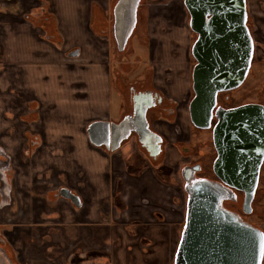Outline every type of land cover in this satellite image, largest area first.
I'll use <instances>...</instances> for the list:
<instances>
[{
  "label": "crops",
  "instance_id": "crops-1",
  "mask_svg": "<svg viewBox=\"0 0 264 264\" xmlns=\"http://www.w3.org/2000/svg\"><path fill=\"white\" fill-rule=\"evenodd\" d=\"M108 1L110 4L114 0ZM161 1L148 0L151 5H158ZM93 2L50 0L51 12L57 19L64 45L74 42L80 46L67 51L65 46L54 51L49 44L51 41L22 17L37 2H1L0 10L7 14L0 17V27L6 35L11 81L24 88L30 101L41 106L42 100L50 104L64 101L68 106L65 112L49 114L46 110L39 113L38 118L32 116V109L24 110L29 119L24 123L27 131L25 144L28 135L39 136L40 144L31 152V173L16 177L19 185L17 204L7 209L0 219V235L13 247L18 261L25 256L31 264H70L68 255L76 247L96 255V264H174L181 234L178 235L182 208L178 214L173 210L179 169L172 162L175 161L170 144L173 137L168 136L167 159L163 161V165L171 170L165 173L160 170L162 164L155 165L143 151L130 147L112 151L93 144L87 134L91 121L118 117L120 102L117 115L112 112L117 105L114 88L122 97L113 83L112 67L121 63L111 61L110 51L104 49V43L98 44L101 33L91 30L94 18L101 17L100 22L109 15V5L105 4L106 0L100 4ZM170 2L168 8L179 16V23L168 28V24L162 21L163 26L159 25L158 31L153 27L152 32V25H149L152 20L147 19L146 24L149 35L156 36L169 50L172 44L166 35H175L173 40L182 43L186 42L187 35H192L183 0ZM97 8L103 11L102 16ZM168 57L164 58L165 63L171 61ZM64 62L85 63L87 83L73 82L82 80L74 74L69 76L72 80H64L63 84L51 81L46 75L49 66L59 67L54 73L62 72ZM160 122V129L168 124L166 120ZM54 166L59 170L57 176L62 173L64 182L80 194L82 203L79 207L65 197H58L55 204L45 207V199L31 192L34 188L49 191L57 186L58 183L47 178L34 180L32 174L38 169ZM31 210L36 214L32 219ZM20 220L24 223H19ZM181 221L184 222V216ZM30 228L34 230L31 232ZM17 239L22 240L21 245H15Z\"/></svg>",
  "mask_w": 264,
  "mask_h": 264
},
{
  "label": "water",
  "instance_id": "water-1",
  "mask_svg": "<svg viewBox=\"0 0 264 264\" xmlns=\"http://www.w3.org/2000/svg\"><path fill=\"white\" fill-rule=\"evenodd\" d=\"M189 25L197 34L191 53L193 97L189 103L192 123L199 128L213 126L217 151L213 171L219 179L197 176L200 164L180 169L187 194L184 224L174 256V264H262L264 230L246 220L225 202L243 193L242 210L253 211L252 202L264 160V104L246 102L214 111L217 96L240 86L249 71L253 39L247 25L245 0H183ZM139 0H117L114 7V43L123 51L137 23ZM140 140L160 151L162 138L148 128L144 109L136 119ZM126 122L96 119L87 126L90 141L115 151L129 132ZM112 127L120 134L110 145ZM64 193L77 207L81 199L69 189ZM69 191V192H68ZM0 241H5L0 235ZM8 254L0 246V256ZM9 258V257H8ZM11 260V259H10Z\"/></svg>",
  "mask_w": 264,
  "mask_h": 264
},
{
  "label": "flooded vegetation",
  "instance_id": "flooded-vegetation-1",
  "mask_svg": "<svg viewBox=\"0 0 264 264\" xmlns=\"http://www.w3.org/2000/svg\"><path fill=\"white\" fill-rule=\"evenodd\" d=\"M34 1L37 2V4H32V6L29 7L28 11L23 13L22 17L26 20H29L32 27L39 30L40 35H61L57 19L51 12L50 0ZM171 2L170 0H162L160 2L161 5H156L159 8H162L163 11H158V13L166 19L171 17V14L173 12L170 8H168ZM245 2L247 15L246 22L253 39V56L248 74L250 72L252 74L253 71H257L258 74H264V0H245ZM116 3L117 0L110 2L108 11L109 15L106 16V19H102L100 20V22L95 23V30L101 33L100 35L102 36V39L103 36H105L106 40L113 39L114 41L113 14ZM164 4H166V9H164ZM144 6H146L147 8V18L148 15H150V13L153 11L150 9V7L155 5H151L148 0H139L137 9V23L130 38L136 32L137 35H148V44L146 42H141L142 45L147 46V49H145V54L148 56V59L145 70L140 74L130 77L129 74L133 71L129 72L127 70L128 62L126 60L122 62L121 60H119V62L121 63L120 65H113V83L120 91L122 102L118 117L109 118L107 120L110 123H120L124 121L126 122V125H130L129 132H127L126 136L121 140L116 150L125 149L127 147L139 149L147 155L148 160L159 166L161 164H164L163 161L165 158L167 159V146H169L168 136H170L173 137V141H171L170 144L173 150H175L174 153L179 152L178 155H180V153L182 152L184 153L183 158H180L178 161L177 168L181 169L186 165L200 164V169L196 171L197 176L209 179H219L213 171V163L217 155V151L213 142V126L217 122V117L216 115H213L211 119V126L209 128H199L192 123L189 113V103L194 94L192 78L193 66L191 62V57H193V55L191 53V49L195 39L197 38V35H187L186 42L184 43H182L181 40L175 41L172 39V41H170L169 43L172 44V48H170V50L165 49L162 46L164 45V42H159L157 38L151 37L153 35H149L148 31L145 30L144 32H141V34L140 32H138L140 27L138 26L139 19L142 14H144L145 16V13L141 12V9ZM164 11L166 12L164 13ZM187 19L189 23V17ZM191 32L194 31L191 30ZM0 35H2L1 31ZM128 44L123 51H120L121 53L127 50ZM1 51L2 48L0 47V55H2ZM167 51H169V57L167 55L165 56V53ZM167 57L170 58L171 61L168 60L169 62L165 63L164 58ZM152 60H156V62L158 63L155 64ZM194 62H196V60ZM139 64L140 61L137 64V67L139 66ZM135 67L136 66H134L133 68ZM262 82V84L264 85V79L262 80ZM229 91H221L218 93L217 104L214 108V111L217 109V107L230 108L239 105L230 103V95L228 94ZM180 92H183L181 96H179ZM259 102L263 103V101ZM142 109H144L145 111V118L148 123V128L151 131L159 134L162 138L159 152H156L157 148L155 145H152L150 149H148L149 147L146 146V144H144L139 138V131L137 127L139 125L136 122V119L139 116L140 110ZM32 116H34L35 118L37 114L32 112ZM26 118H28L27 115H25V120H27ZM161 120H166L168 124L160 129L158 126L161 125ZM25 130L26 129H24V131ZM193 130L194 133L195 130L209 131L211 142L210 145H212V149L214 151V156L212 158L209 155L207 156L208 152H206L205 150L206 145H204L202 149L203 151H198L196 149V146L191 145ZM111 132L112 136L109 140V144L114 145L116 144L117 137L120 134V131L118 127L111 126ZM26 133L27 131H25L24 135ZM199 142L201 143L202 141L200 140ZM39 144V136L28 135L26 144L24 145L25 154L28 155V153H30L29 155L31 157V152H33V150L37 148ZM205 144L208 143L206 142ZM195 153L197 154V157H195ZM263 166L264 160L261 168ZM52 171L53 170H46L40 172L38 173V177L40 179L48 178L50 175H52ZM14 175L15 170L12 164L11 153L8 151L7 147H2V145H0V219L3 218L4 213L7 209L13 206L16 207L17 204L16 196L18 193L19 185H17L16 177ZM57 175L56 177L59 180H56L58 181L56 183L58 184L57 186H55V188L49 191H45V189L43 191L37 190L34 188V186H32L34 189H31V192L37 193L39 197L45 199V207L55 204V201L58 197H63L64 193L67 192V190H63L64 188L69 189L72 194L77 195V198L81 199L80 194L72 189L67 184V182H64L62 173H59V176ZM38 177L37 179H39ZM237 201L238 199L236 201L230 200L225 202V204L232 209H237ZM239 213L244 218L246 217L247 213H244L243 211H240ZM0 246L5 249L9 257H7V260L5 262L1 255L0 264H31L25 258V256H23L21 261H18L13 247L7 241H0ZM68 259L70 260V264L97 263L96 255H94L90 251H83L82 249L77 247L73 248L70 251Z\"/></svg>",
  "mask_w": 264,
  "mask_h": 264
},
{
  "label": "rangeland",
  "instance_id": "rangeland-1",
  "mask_svg": "<svg viewBox=\"0 0 264 264\" xmlns=\"http://www.w3.org/2000/svg\"><path fill=\"white\" fill-rule=\"evenodd\" d=\"M29 1H31L32 3L35 2L34 0H29ZM84 1H86V3H89L90 1H94L93 3H99V4L103 3V0H84ZM1 2L6 4L7 0H0V6H1ZM106 3H107V5H109L108 0H106L105 4ZM7 7H9V6H7ZM151 9L154 11L153 15L152 16L148 15L147 18H146V15H147L146 6H144L141 9V12H144L145 16H144V14H142V16L139 19L138 26H140V27H139L138 32H140V34H141V32H144L145 30L147 31V29H146V24H147L146 20L147 19L152 20V22H149V25H152L150 27V32H152L153 27L155 28L156 31H158L157 28L159 27V25L163 26L162 21H164L165 23L168 24V26H169L168 28H172L173 23H179V16L171 14V17L166 19L158 13V11L159 12L163 11L162 8H159L158 6L155 5V6H152ZM184 9H185V13H186V18H188L189 14H188L185 7H184ZM1 11H3V10H0V17L7 15L6 12H1ZM173 12H175V11L173 10ZM186 18H185V20H187ZM187 24L189 25L188 22H187ZM31 27H32V25H31ZM91 28H93V26H91ZM91 30H95V29H91ZM0 31L2 32V35H0V47L2 48V51H1L2 55H0V145H2V147L3 146L7 147L8 151L11 153L12 164H13V167L15 170L14 176L15 177H19V176L23 177L25 175L30 174L32 171L31 166H30V162H29V159L31 158L29 155L30 153H28V155H27L24 152V145H25V136H24L25 126H24V123L26 124L27 120H29L28 118H26L27 120H25V115L23 113L24 110L26 108L32 109L33 112L35 114H37V116H35V118H38L39 113H45L46 110L48 111L49 114H52L53 112H58V113L65 112L67 109V106H68V102H64V101L58 102V103L57 102H51L52 104L55 105L54 106V105L48 103L46 100H42V106L45 107V108H43L41 106V104H39L38 102L29 100V97H28L27 93L24 91L23 87L19 88V87L15 86L13 81H11V79H13V77H11V75L9 73L8 60H7V55H6V35H3V29L1 27H0ZM162 32L165 33L164 29L162 30ZM166 36L168 37L169 42L172 41V39H176L175 35H166ZM154 38H156V36ZM98 41L99 40H97V42ZM141 42L142 43L146 42L148 44V35H137V32H136L130 38L127 50H125L122 53L117 49L113 39L106 40L105 36H103V39L101 38V40L98 44L100 46L101 43H104V49H107L110 51V58H111L112 62H115V61L117 62L119 60H121V62H122V61L126 60L128 62V64H127L128 65V68H127L128 71L129 72L133 71L132 73L129 74V76L133 77L134 75H137V74H140L141 72H143L145 70L146 65H147L148 56L145 54V49H147V46L142 45ZM49 44L52 45L51 48L54 51L55 50L57 51L60 48H62L63 46H65L64 45L65 44L64 39H63L62 43H60V44H57L54 42H50ZM79 47L80 46L77 43L72 42V43L65 46V50L67 51V49H69V48H70V50H73L72 48L76 49ZM65 56H67V55L65 54ZM191 60H192L191 61L192 66H194L193 64L195 63L194 62L195 59L193 57H191ZM139 61H140V64L137 67V64L139 63ZM153 63L156 64L158 62H156V60H155V61H153ZM75 65L76 64L74 62L72 64L64 62V66H65L64 71H62V72L58 71V73H54V70H58L59 67L55 69V67L50 65L48 68L49 72L46 75L49 77V79L51 78V81H55L57 83L60 82V84H63L64 80H72V79H69V76H71V74H74L75 76L79 75L82 78V80H76L73 82L87 83L88 74L86 73V71H87L86 64L85 63L83 64V62H79L76 66ZM133 66L137 67V68L135 67L136 70H135V68H132ZM253 67H254V65H253ZM263 79H264V74H261V73L258 74L257 71H253L252 74L250 72L247 75L244 82L240 86H238L237 88H234L228 92V94L230 95V101H231L230 103L235 105V104H240V103H245V102L263 101V104H264V85L262 84ZM27 87L30 88L29 85ZM113 92L117 96V105H115L113 107L114 110H112V112H115L113 115H117L118 111L120 110L119 102L121 103L122 98L118 95V93L115 89H113ZM46 99H48V98L46 97ZM45 125H46V123H45ZM200 140L202 141L201 143L199 142ZM206 142L208 144H205ZM210 143L211 142H210L209 131H207V130H200V131L195 130V133H194V130H193L191 145L196 146V149L198 151H203L202 149H203L204 145H206L205 150H206V152H208L207 156L209 155L212 158L214 156V151H213L212 145H210ZM173 151L175 152V150H173ZM196 153H195V157H197ZM180 154L181 155H177L175 153V156L173 155V157L175 158V161L173 159L172 162L176 163L177 166H178L179 159L183 158V156H184L183 152ZM46 170H53L51 173L52 175H50L47 179L52 180L54 183L58 182L56 180H59V179L56 177V175H57V172H59V170L54 166L51 169L50 168H48V169L44 168V169H38L37 171L43 172ZM38 172H36V173H35V171L32 172L34 180L39 176ZM47 174H48V172H47ZM183 185H184V183H183V179H182L181 174H180V169H178L176 172V179H175V186L177 189L175 192L176 194H174V196H173L174 197V204H175V206H173V210H175L176 213L178 214L180 212L179 210H181V208H182V212L180 214L181 220H182L183 216L185 218V209H186V200H187V194L184 190ZM258 186L259 187L257 188L255 198L252 202L253 211L251 213L246 214L245 219L250 221L254 225L264 229V166L261 168V177H260V181H259ZM239 195L242 196V202H243V193L239 192ZM234 209L238 212L243 211L241 204L237 205L238 210L236 208H234ZM29 214H30V219H32V217L34 215H36V214H33L32 210H31V212H29ZM181 215H182V217H181ZM24 220L25 219H23V221ZM181 220L179 221V224H181V225L179 226L180 229L178 230V235L181 233V228H182L183 223H184ZM19 223H24V222H22L20 220ZM26 227H27V225H26ZM33 230L34 229L30 228L31 232ZM18 232H19V230H18ZM21 244H22V240L20 241L19 239H17L15 241V245H21ZM262 264H264V257H263Z\"/></svg>",
  "mask_w": 264,
  "mask_h": 264
},
{
  "label": "trees",
  "instance_id": "trees-1",
  "mask_svg": "<svg viewBox=\"0 0 264 264\" xmlns=\"http://www.w3.org/2000/svg\"><path fill=\"white\" fill-rule=\"evenodd\" d=\"M97 9H99V8H97ZM99 13H100L101 16L103 15V11H102L101 9H99ZM100 18H101V17H99V18H97V19L94 18V20H93V22H92V24H91V26H93V29H95V23L99 22V19H100ZM192 34H193L194 36L197 35L195 32H192ZM46 38H47L49 41L54 42V43H57V44H60V43H62V41H63V37H62V35H46ZM160 170H162V171H164L165 173H167V172H169V171L171 170V168H170V167H167V166H164V165L162 164V165L160 166ZM258 187H259V186H258ZM239 204L242 205V196L238 194V201H237L236 205H239ZM158 216L161 218V215H158Z\"/></svg>",
  "mask_w": 264,
  "mask_h": 264
}]
</instances>
